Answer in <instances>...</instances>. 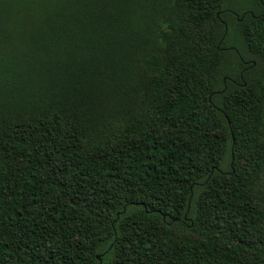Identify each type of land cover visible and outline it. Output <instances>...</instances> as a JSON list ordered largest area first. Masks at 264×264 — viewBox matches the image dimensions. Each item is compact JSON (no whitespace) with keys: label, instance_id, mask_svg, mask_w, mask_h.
<instances>
[{"label":"trees","instance_id":"16d2710c","mask_svg":"<svg viewBox=\"0 0 264 264\" xmlns=\"http://www.w3.org/2000/svg\"><path fill=\"white\" fill-rule=\"evenodd\" d=\"M0 264H264L259 0H0Z\"/></svg>","mask_w":264,"mask_h":264},{"label":"rangeland","instance_id":"374dc122","mask_svg":"<svg viewBox=\"0 0 264 264\" xmlns=\"http://www.w3.org/2000/svg\"><path fill=\"white\" fill-rule=\"evenodd\" d=\"M255 0H233V4L239 8H244L254 4Z\"/></svg>","mask_w":264,"mask_h":264},{"label":"flooded vegetation","instance_id":"af4514ba","mask_svg":"<svg viewBox=\"0 0 264 264\" xmlns=\"http://www.w3.org/2000/svg\"><path fill=\"white\" fill-rule=\"evenodd\" d=\"M259 1H260L261 5L264 6V0H259ZM229 11H230V13H232L237 19H240V20L242 19V18L240 17V15L237 14L236 12H234L233 10L229 9ZM251 13L254 14L253 11H251Z\"/></svg>","mask_w":264,"mask_h":264},{"label":"water","instance_id":"95a60500","mask_svg":"<svg viewBox=\"0 0 264 264\" xmlns=\"http://www.w3.org/2000/svg\"><path fill=\"white\" fill-rule=\"evenodd\" d=\"M125 209H126V207H125ZM97 257L101 260V256L100 255H98Z\"/></svg>","mask_w":264,"mask_h":264}]
</instances>
